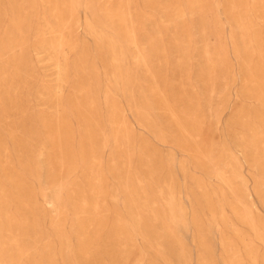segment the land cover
<instances>
[{
    "label": "rangeland",
    "instance_id": "1",
    "mask_svg": "<svg viewBox=\"0 0 264 264\" xmlns=\"http://www.w3.org/2000/svg\"><path fill=\"white\" fill-rule=\"evenodd\" d=\"M0 264H264V0H0Z\"/></svg>",
    "mask_w": 264,
    "mask_h": 264
},
{
    "label": "bare ground",
    "instance_id": "2",
    "mask_svg": "<svg viewBox=\"0 0 264 264\" xmlns=\"http://www.w3.org/2000/svg\"><path fill=\"white\" fill-rule=\"evenodd\" d=\"M51 8H52L53 16L55 17V19H57L59 17V9H57V7H55V6H52Z\"/></svg>",
    "mask_w": 264,
    "mask_h": 264
}]
</instances>
